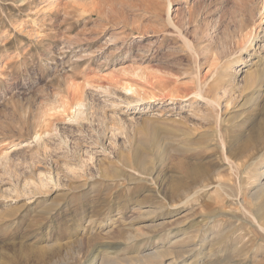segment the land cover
<instances>
[{
    "label": "rangeland",
    "instance_id": "obj_1",
    "mask_svg": "<svg viewBox=\"0 0 264 264\" xmlns=\"http://www.w3.org/2000/svg\"><path fill=\"white\" fill-rule=\"evenodd\" d=\"M0 264H264V0H0Z\"/></svg>",
    "mask_w": 264,
    "mask_h": 264
},
{
    "label": "bare ground",
    "instance_id": "obj_2",
    "mask_svg": "<svg viewBox=\"0 0 264 264\" xmlns=\"http://www.w3.org/2000/svg\"><path fill=\"white\" fill-rule=\"evenodd\" d=\"M239 32H240V31H239ZM197 87H198V85H197ZM128 90H131V87H129ZM174 91H176V90L174 89ZM198 91H199V90H198ZM198 91H197V92H198ZM199 92H201V90H200ZM172 93H173V88H172L171 91L167 92L165 96H173ZM164 94H165V93H164ZM173 94H174V93H173ZM184 95H185V94H184ZM184 95H183L182 97H184V98L187 97V96H184ZM187 95H189V94H187ZM196 95H197V94H196ZM189 96H190V95H189ZM198 96H200V93H198ZM201 97H202V96H201ZM211 103H212V102H211ZM141 111H144V109H142ZM138 112H140V110H138ZM196 181H197V180H196ZM175 185H176V184H175ZM171 190H172V189H171ZM256 223H257V222H256ZM104 248H105V247H104ZM109 249H110V248H109ZM105 251H106V250H105ZM104 259H105V258H104Z\"/></svg>",
    "mask_w": 264,
    "mask_h": 264
}]
</instances>
